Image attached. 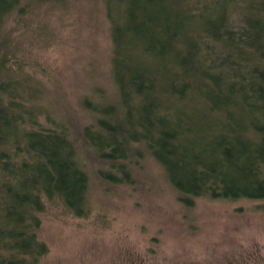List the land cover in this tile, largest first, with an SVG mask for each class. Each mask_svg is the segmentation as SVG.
I'll list each match as a JSON object with an SVG mask.
<instances>
[{
  "label": "trees",
  "instance_id": "1",
  "mask_svg": "<svg viewBox=\"0 0 264 264\" xmlns=\"http://www.w3.org/2000/svg\"><path fill=\"white\" fill-rule=\"evenodd\" d=\"M64 1L0 0V264H40L46 200L89 214L85 150L113 183L149 154L186 205L264 199V0H102L110 85L83 99L92 121L76 130L42 103L46 80L11 61L24 50L12 18L31 32L36 10Z\"/></svg>",
  "mask_w": 264,
  "mask_h": 264
},
{
  "label": "rangeland",
  "instance_id": "2",
  "mask_svg": "<svg viewBox=\"0 0 264 264\" xmlns=\"http://www.w3.org/2000/svg\"><path fill=\"white\" fill-rule=\"evenodd\" d=\"M69 2L36 10L31 32L15 16L8 28L24 40L11 61L46 80L51 92L42 103L76 130L92 121L83 99L110 85L111 40L102 0ZM81 157L89 214L45 201L37 233L49 250L40 264H264V199L197 197L186 205L147 153L127 163L132 181L124 183L101 178L97 169L109 168L87 150Z\"/></svg>",
  "mask_w": 264,
  "mask_h": 264
}]
</instances>
